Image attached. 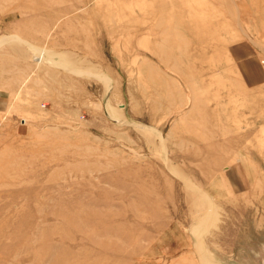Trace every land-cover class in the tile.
<instances>
[{"label": "rangeland", "instance_id": "rangeland-1", "mask_svg": "<svg viewBox=\"0 0 264 264\" xmlns=\"http://www.w3.org/2000/svg\"><path fill=\"white\" fill-rule=\"evenodd\" d=\"M206 263L264 264V0H0V264Z\"/></svg>", "mask_w": 264, "mask_h": 264}, {"label": "crops", "instance_id": "crops-1", "mask_svg": "<svg viewBox=\"0 0 264 264\" xmlns=\"http://www.w3.org/2000/svg\"><path fill=\"white\" fill-rule=\"evenodd\" d=\"M1 104H3V101H1Z\"/></svg>", "mask_w": 264, "mask_h": 264}, {"label": "bare ground", "instance_id": "bare-ground-1", "mask_svg": "<svg viewBox=\"0 0 264 264\" xmlns=\"http://www.w3.org/2000/svg\"><path fill=\"white\" fill-rule=\"evenodd\" d=\"M206 264H208V263H206Z\"/></svg>", "mask_w": 264, "mask_h": 264}]
</instances>
